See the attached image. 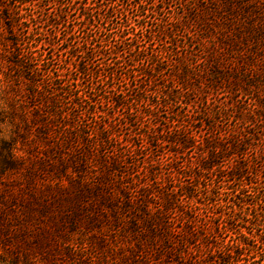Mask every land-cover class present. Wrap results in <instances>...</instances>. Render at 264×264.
Masks as SVG:
<instances>
[{"label": "rangeland", "instance_id": "374dc122", "mask_svg": "<svg viewBox=\"0 0 264 264\" xmlns=\"http://www.w3.org/2000/svg\"><path fill=\"white\" fill-rule=\"evenodd\" d=\"M18 1L6 3L20 6L14 7L18 39L21 47L34 52L33 66L41 69L40 75L58 71L61 84H78L74 93L92 98L69 111H87L84 133L112 125L109 142L94 152L92 171L118 202L125 201L119 192L130 199L129 210L119 212L126 218L120 226L126 228L135 215L144 219L158 209L188 245L185 251L177 248L179 260L186 256L191 264H210L219 249L241 239L254 247L242 248L251 257L244 264H252L251 255L262 258L264 119L258 101H264V0H27V6ZM193 6L195 17L190 18ZM60 12L62 24L57 26L54 17ZM170 23H179V28L172 37L162 36ZM111 47L118 48V56H109ZM191 49L193 69L203 78L168 97L164 90L171 93L177 84L168 83L166 75L165 81H157L156 91L135 102L140 79L134 75L149 71L153 53L169 71L172 61ZM202 50L213 56L209 64L203 62L207 57ZM138 51L143 52L140 61L135 59ZM5 59L0 57L1 71ZM83 61L90 72L84 76L73 66ZM217 70L221 74L215 78ZM140 77L146 87L149 79ZM117 97L128 99L129 106L113 107L108 100ZM107 151L116 156L103 167L98 162ZM105 177L111 186L102 184ZM106 213L94 226L97 231L123 236L132 246L140 241L147 248L129 230L111 231L117 223L113 213ZM93 229L85 225L73 238L88 246ZM169 260L176 264L174 256Z\"/></svg>", "mask_w": 264, "mask_h": 264}, {"label": "trees", "instance_id": "16d2710c", "mask_svg": "<svg viewBox=\"0 0 264 264\" xmlns=\"http://www.w3.org/2000/svg\"><path fill=\"white\" fill-rule=\"evenodd\" d=\"M18 3L27 6V0ZM30 4L34 5V2ZM186 5L191 6V3ZM14 7L20 8L0 0V50L4 49L0 57L7 61L5 70H0L3 75H0V264H170L169 259L173 256L176 264H191L186 256L179 260L182 253H178L177 248L181 246L185 251L188 245L178 239L179 232L174 223L166 221L158 209L144 219L135 215L126 228L120 226L126 218L119 216V212L129 210L130 199L119 192L125 201L118 202L119 198L114 199L109 188L98 184V177L92 171L94 152L99 151L101 144L109 142L108 129L112 125L109 123L96 133H84L89 124L85 119L87 111L72 115L70 112L72 108L91 103L92 98L75 94L73 87L78 88V84L71 81L61 84L62 75L58 71L44 70L45 75H40L41 69L32 64L34 52L27 51L19 43L21 35ZM194 8L190 7L188 11L190 18L195 17ZM83 12V16H89L87 9ZM56 16L54 24L60 26L63 13ZM169 26L162 36L172 37L179 23ZM120 37L122 42L126 40L124 34ZM7 44L9 51L5 49ZM118 52L116 47L108 51L109 56H118ZM189 52V55L186 52L180 59L172 61L169 71L153 53L149 60L155 63L149 71L139 70L134 75L135 79H140L135 102L156 91L157 81L161 82L166 75L168 83L177 84L171 93L166 94L164 90L163 95L168 97L181 93L185 83L203 78L201 71L196 72L190 61L194 58V50ZM142 55L143 52L138 51L135 59L140 61ZM201 55L207 57L202 58L207 64L210 63L208 58H213L203 50ZM44 63L48 62L44 60ZM73 66L80 75L90 73L85 61ZM216 72L212 73L215 78L221 74ZM142 75L149 79L146 87ZM125 77L129 78V75ZM128 101L125 97L108 100L113 107L122 109L129 106ZM258 105L262 109L260 117L264 119V101H258ZM210 151L215 152L213 145ZM103 154L104 159L98 163L106 167L107 160L116 154L112 151ZM202 165L200 162L198 167ZM112 167L116 168V165ZM109 183L110 179L105 177L102 184ZM107 211L113 213L117 223L111 231L117 234L123 229L129 230L133 236L145 241L147 248H142L140 241L132 246L123 236L114 238L97 231L98 227L94 226L101 222V217L107 216ZM85 225L94 229L90 232L88 246H81L73 237ZM246 246L250 250L254 248L243 239L228 243L219 249L210 264H244L248 262L245 257L251 258L241 252ZM251 256L252 264H264V256Z\"/></svg>", "mask_w": 264, "mask_h": 264}]
</instances>
